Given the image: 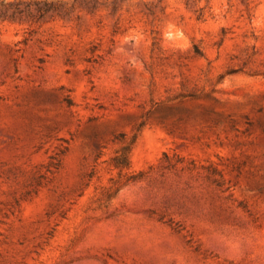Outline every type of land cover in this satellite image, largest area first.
Here are the masks:
<instances>
[{
	"label": "rangeland",
	"instance_id": "obj_1",
	"mask_svg": "<svg viewBox=\"0 0 264 264\" xmlns=\"http://www.w3.org/2000/svg\"><path fill=\"white\" fill-rule=\"evenodd\" d=\"M0 264H264V0H0Z\"/></svg>",
	"mask_w": 264,
	"mask_h": 264
},
{
	"label": "trees",
	"instance_id": "obj_2",
	"mask_svg": "<svg viewBox=\"0 0 264 264\" xmlns=\"http://www.w3.org/2000/svg\"><path fill=\"white\" fill-rule=\"evenodd\" d=\"M43 3V5H41ZM37 6V12L40 18L45 17L47 14L54 12L57 10V7L54 6L52 2L44 1V2H35ZM16 10H18V5L16 6ZM3 15L5 13H2ZM131 143L123 144L119 150H117L116 155L112 159V164L115 168L119 169L120 171L123 170H131V159H130V152H131ZM163 159L168 162V167H173L175 164L172 163L170 154L165 153ZM213 176L218 177H210L209 179L212 181L214 185H216L218 188H222L224 186V181L222 174L218 172L216 169L213 170ZM145 175V172H129L127 175H125L124 182H136L143 178ZM212 178V179H211ZM120 184V183H118ZM117 189V187H116Z\"/></svg>",
	"mask_w": 264,
	"mask_h": 264
}]
</instances>
